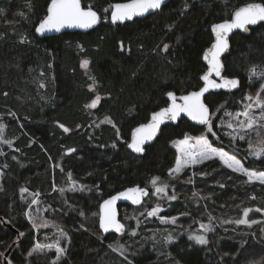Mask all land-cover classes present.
<instances>
[{"label": "trees", "instance_id": "trees-1", "mask_svg": "<svg viewBox=\"0 0 264 264\" xmlns=\"http://www.w3.org/2000/svg\"><path fill=\"white\" fill-rule=\"evenodd\" d=\"M50 1L0 0V122L6 123L11 142L0 151V264L14 242L8 264H264V221L238 230L231 221L245 208H264V184L247 182L216 158L187 167L170 182L178 201L156 216H144L151 223L140 224L134 234L123 211L143 217L157 206L151 194L140 206L121 207L123 236H103L98 225L104 198L129 186L148 187L154 177L171 181L178 158L174 142L186 136H206L247 167L264 170V156L249 149V143L264 140V127L257 129L259 135L238 127L234 136L223 123L229 114L242 112L246 98L264 85V23L231 39L225 75L238 77L241 84L235 92L206 96L211 132L208 125L195 126L183 117L164 126L144 154L128 148L132 130L168 105V92L181 95L203 86V53L213 42L212 25L229 19L242 4L264 0H171L154 14L118 25L109 21V10L127 0H82L99 12L97 28L39 38L35 28ZM85 60L87 68L81 66ZM39 73L45 87L35 79ZM96 96L101 98L97 106L86 107ZM69 149L74 151L67 154ZM29 193L38 195L37 207L46 209L52 222L48 230L64 233V254L44 248L29 256L42 234L26 217ZM157 216L176 217L173 227L195 226L211 217L215 231L206 245L181 236L161 246L156 237L166 230ZM8 223L24 235L19 237Z\"/></svg>", "mask_w": 264, "mask_h": 264}, {"label": "snow or ice", "instance_id": "snow-or-ice-1", "mask_svg": "<svg viewBox=\"0 0 264 264\" xmlns=\"http://www.w3.org/2000/svg\"><path fill=\"white\" fill-rule=\"evenodd\" d=\"M163 2L164 0H129L128 3H117L111 6L113 8V11L111 12V20L116 22L132 19L134 16L147 13L149 10L160 8ZM233 15L234 18L231 21H225L223 23L213 25L216 41L212 47L207 50L205 55V59L209 62V71L202 77L205 81V86L198 92H192L188 95L180 97L179 99L183 101V103L180 104L176 103L177 98L174 93H167V95L172 99L171 105L153 113L149 124L141 125L135 129L132 136V142L128 145L135 152L142 153L144 151V143L153 139L159 130L160 125L164 123L165 120H176L181 113H186L193 120L199 121L201 124L208 125V131L211 132L209 109L207 105L202 102L201 97H203V95L208 92L210 88H236L239 85L238 79H226L221 76L222 64L220 63L219 56L224 49L228 47L225 37L227 33L231 32L233 29L247 30L248 25H255L258 22H264V4H246L237 9ZM100 19L101 18L98 13L95 12L91 6L82 7L81 0H51L48 7V14L42 21H40L36 31L38 33H44L45 31L53 29L59 31L65 26L91 28L93 25L99 23ZM121 47H123V44H121ZM167 48L168 45H164V51H167ZM88 64L89 61L85 60L81 66L87 68ZM213 73L217 77H220L223 82L216 83L215 80H212L210 77ZM252 75H256L255 69L252 70ZM261 92H264V85L261 86L260 91L256 93L255 97H247L246 99L248 100V103L244 105V110L235 114L234 118L239 121V129L244 130L246 133L256 132L257 135H259L257 129L264 127V100L261 99ZM100 99L101 98L99 96H96V98L86 107L95 108ZM254 109L260 110L259 116L252 115V111ZM241 116L245 118L243 121H240L239 119ZM106 121L111 123L108 118H106ZM60 127L64 128V131L66 132L69 131V129L65 128L64 125H60ZM229 127H232V125L229 124ZM4 129L5 126L0 125V143L10 145V141L3 139ZM239 139L243 140L245 139V136L240 135ZM189 140L190 138L186 136L185 139L179 142H174L178 144L183 159L178 158L175 168L171 169L170 172L179 173L183 167L189 164L194 165L201 163L204 160L218 157L229 169L234 172L244 174L247 177L248 182L258 181L261 184H264V171L257 172L255 170L245 168L244 164L241 160L237 159L236 156L230 155L223 149L213 147L206 136L195 138L192 143H189ZM249 149L253 150L252 155L256 157L264 155V140L260 141L259 145L255 148H253V145L249 143ZM69 151L74 150L69 149ZM159 180V177H154L151 180L155 189V194H163L167 196V185L158 186ZM21 191L24 192L27 191V189H22ZM128 193H138V195H134L132 197L134 203L137 204L141 202L142 196H146L148 194L146 189H141L137 186L136 188L128 189L127 192L119 193L117 196H113L109 200H105L102 206L103 213L100 218V227L104 230V232H108L110 228L114 229L116 232L123 231L124 225L117 221L112 205L117 199L127 196ZM167 198L175 199V196L173 195ZM32 203L36 204L37 200L33 199ZM161 210L162 209L159 205H157L148 212V215L156 216ZM251 211L252 209H244L242 218L235 222L238 224L257 223V221H249L247 219L248 214ZM257 211H259V209H257ZM81 215H83V213H81ZM29 218L32 219L31 216ZM161 219L165 222L171 220L172 223H175L176 221V217H161ZM209 219L211 220L212 218L210 217ZM200 227L205 231L208 229V225L201 224ZM19 235L23 236L24 234L20 233ZM189 238L198 244L207 243V240L203 235H192ZM44 247L51 248L53 245L37 244L30 250L29 256L33 253L39 252ZM55 247L59 253H63L65 251V249L60 246L59 240L56 242ZM121 255H123L122 251ZM58 259L59 255L57 256V260Z\"/></svg>", "mask_w": 264, "mask_h": 264}, {"label": "rangeland", "instance_id": "rangeland-1", "mask_svg": "<svg viewBox=\"0 0 264 264\" xmlns=\"http://www.w3.org/2000/svg\"><path fill=\"white\" fill-rule=\"evenodd\" d=\"M107 19L108 18H106L105 20H107ZM23 38L24 37H22V39ZM87 73L89 74L88 78H90L91 81L93 80V82H95V80L93 79L94 77L89 72H87ZM35 76H36L35 79L37 80L38 85L42 86V87H45V80L43 79L42 73H39L38 75H35ZM11 113L14 114L13 116L15 117V119H18L17 115L15 114V112L13 110H11ZM235 114L236 113L229 114L228 118L224 119V121H223L224 125L228 126V128H229L228 133L231 134V135H234V136L237 135V131L238 130H236V129L238 128V124H239V121H237L234 118ZM252 115L259 116L260 115L259 110L258 109H254L252 111ZM239 119H240V121H243L245 118L243 116H241ZM18 124L22 125V122L19 121ZM229 124H231L232 127H229ZM0 125H4L5 126V129H4V132H3V139L7 140V138H6V136H7V125H6L5 122H0ZM187 137L190 138L189 143H192L195 138H198V137H201V136H187ZM183 139H185V138H183ZM183 139H181V140H183ZM207 139L209 140L208 137H207ZM181 140H177L176 142H179ZM8 145L9 144L0 143V151H2L4 149V147L8 146ZM175 146L178 149V158L183 159V156H182V153L180 152V148H179L178 144L175 143ZM257 146L258 145L253 146V148H255ZM224 151L229 153L230 155L236 156L237 159L241 160V162L244 164L245 168H249V167H247L245 165L243 160L240 157L237 156V154H235L232 151H227V150H224ZM262 156H264V155H262ZM262 156H260V157H262ZM215 158L218 159V161L220 162L221 167H224V168H226L228 170H231L218 157H213L211 159L204 160L201 163H197V164H194V165L189 164V165L183 167L182 170L179 173L170 172L171 181L162 180V179H160L158 181V186L167 185V196H165L163 194H160V195L155 194V189H154V186L152 185V183H150V185L148 186V187L151 188L150 189L151 190V198L155 200V204L159 205V207L161 209H166V208H169L172 205H174L175 202L178 201V193L176 192L175 188L173 187V185H171L170 182L178 180L179 177L182 176V174L184 173V171L186 170L187 167H191L192 169H194L195 167L201 166L202 164H204V163H206V162H208V161H210L212 159H215ZM175 166H176V164H175ZM175 166H174V168H175ZM249 169L255 170L253 168H249ZM231 171H233V170H231ZM255 171L259 172V171H264V170H255ZM235 173H237V172H235ZM1 174H2V170L0 169V176H1ZM238 174L244 176L246 178V180H247V177L244 174H242V173H238ZM247 182H248V180H247ZM190 183H193V180H191ZM249 183H251V182H249ZM22 193H27V192L24 191ZM173 195L175 196V199H168L167 198V197L173 196ZM28 197L31 198V200L36 199L37 203L33 204L32 201H31L29 207L26 210L27 220L35 227L36 230L42 232L41 238L37 237L35 246L37 244H39V245H53V247H51L49 249L56 250L57 254H59V255L60 254H64V252L63 253H59L57 251V248L55 247L56 242L58 240H59V243H60V246H61V240H62L61 238L64 236V233L62 231H60V230H57V229L48 230L49 227L52 228V222H51V220L49 218H46V216L44 214L46 209L44 208V206L37 207V205L39 204L38 195H34V194H30L29 193ZM35 206H36V208L33 209ZM245 209H250V208H245ZM257 209H259V211H257ZM257 209H252V211L249 212L248 217H247V219L249 221H257V223H249V224H238V223H236L235 221H237V220L242 218V216H243V212H242V215L240 217L231 220V221L234 222L233 227L236 230H238V227L240 225H246L245 226L246 228L251 229V228H253L254 225L263 223V221H264V208L257 207ZM255 211H257V212H255ZM144 214L143 215L140 214L143 217L138 218L137 216L135 217L130 211H127V210L123 211V215L125 217L123 219L125 221L127 220V222H128L127 227L133 226V228L130 227L131 228L130 229V233L131 234H134L137 231V228H138V226H140V224L148 226V224L151 223L148 219H146V217H144V216H148L149 217L148 212H145ZM158 214H160V212ZM30 216L32 217V219L29 218ZM161 216H162V214H161ZM157 219L161 220V222H162L161 225L163 224V227L166 230V233H162V234L159 235V237H156L157 244L161 245V246H167L172 241H175L178 237L186 236L187 238H189L192 235H203V236H205V238L207 240V243H208V235L215 231V223L213 221H210V219L208 221H202V220L199 219V220L196 221V225L195 226H192L190 224L185 226V225H182L181 223H177L178 224L177 227H173L176 224L172 223L171 220L165 222V221H163L161 219L160 216H157ZM128 220H131V221H128ZM211 220H213V219H211ZM226 222H229V221H226ZM201 224L208 225V229L206 231L201 229V227H200ZM145 229L148 230V228H145ZM176 232H177V235H178L177 237H175L176 236V234H175ZM191 241L194 244H196V245H206L207 244V243L206 244H198L194 240H191ZM44 248H48V247H44Z\"/></svg>", "mask_w": 264, "mask_h": 264}, {"label": "water", "instance_id": "water-1", "mask_svg": "<svg viewBox=\"0 0 264 264\" xmlns=\"http://www.w3.org/2000/svg\"><path fill=\"white\" fill-rule=\"evenodd\" d=\"M170 1H171V0H164V2L161 4L160 8H158V9H154V10H149L147 13H144L143 15L134 16L132 19H126V20H124V21H116V22H113V21L111 20V12L113 11V8H112V9H111V12H110V15H109V21H110L112 24H114V25H118V24H124V23H126V22H131V21H133V20H135V19L144 18V17H146V16H148V15H150V14H154V13L160 11V10H161L165 5H167ZM50 2H51V1H50ZM50 2H49V4H48V7H49V5H50ZM128 2H129V0H127V1H121V2H115V3H113V5H115V4H117V3H128ZM249 3L264 4V3H262V2H248V3L242 4V5H240L239 7H237V8L233 11V13H232V15H231V17H230L229 19H226V20H223V21H220V22L214 23L213 25L220 24V23H223V22H225V21H231V20L234 18V15H233L234 12H235L237 9H239L240 7H242V6L246 5V4H249ZM81 5H82V7H85L84 4H83V1H82V0H81ZM48 7H47V10H46V16H47V14H48ZM92 9H93V8H92ZM93 10H94L95 12H97L98 15L100 16V14H99L98 11H96L95 9H93ZM46 16H45V17H46ZM45 17H44V18H45ZM44 18H43V19H44ZM43 19H42V20H43ZM42 20H41V21H42ZM100 21H101V19H100ZM39 23H40V22H39ZM39 23L37 24L36 28L39 26ZM262 23H264V22H258V23L255 24V25H248V26H247V30H243V29H233L231 32L227 33L225 39H226V41H227L228 47L225 48L224 51H223V52L220 54V56H219L220 63L222 64V68H221V76H223V77L226 78V79H238V80H239V85H238V87H236V88H210L209 91L206 92V93L203 95V97H201L202 102H203L205 105H207V107H208V109H209L210 118H211V113H212V111H211L210 106H209V105L206 103V101H205L206 96H207L209 93H211V92H221V91H223V92H235V91H237V90L239 89L240 84H241V80H240L238 77H229V76L225 75V64H224V58L230 53V50H231V39H232V37H233L235 34H238V33L249 34L250 31H251V28H255V27L261 25ZM99 24H100V22L97 23V24H95V25H93L91 28H81V27H68V26H65V27L61 28L59 31H56L55 29H53V30L45 31L44 33H38V32L36 31V28H35V33H36V35H37L39 38H45V37H50V36H56V35H60V34L65 33V32H70V33H76V32L88 33V32H90L91 30L97 28V27L99 26ZM213 25H212V27H211L212 34H213V42L210 44V46H209L208 48H206V50H205L204 53H203V62L205 63L207 69H206L205 73L202 75V77H203V76L209 71V62H208V60L205 59V55H206V53H207V50L210 49V48L212 47V45L215 43V41H216V36H215L214 31H213ZM210 78H211L212 80H215L216 83H222V82H223V81L221 80V78H220V77H217L214 73L212 74V76H211ZM202 82H203V86H202V87H204V86H205V81H204L203 79H202ZM202 87H201V88H202ZM201 88H200V89H201ZM200 89L192 90V91H190V92H188V93L181 94V95H177V94H175L174 92H172V93H174L175 96H176V98H177V99H176V103L180 104V103H183V101H182L181 99H179L180 97L185 96V95H188V94H190V93H192V92H198ZM168 93H169V92H168ZM166 99L169 101L168 105H166V106H164V107H161V108L155 110L154 112H152V113L150 114V117H149V119H148L147 122L137 125V126L132 130V132H131V136H130V142H129V144H131V142H132V136H133V133H134V131H135L136 128L140 127L141 125L149 124V123L151 122V118H152V114H153V113L158 112V111H160V109H162V108H166V107H169V106L171 105V103H172V99H171L167 94H166ZM183 117L187 118V119H188L192 124H194L195 126H205V125H206V124H201L199 121L193 120V119H192L190 116H188L186 113H181V114L179 115V117H178L176 120H165L164 123H162V124L160 125V128H159V130L157 131L156 135L153 137V139L150 140V141H146V142L144 143V145H143V147H144V151H143L142 153H137V152H135L133 149H131V148L128 146L129 150H130L132 153H134L135 155H142V154H144V153H145V149H146V147L152 145V144L157 140V138H158V136L160 135V133H161V131H162V129H163L164 126L169 125V124H177V123L180 121V119H182ZM129 144H128V145H129ZM71 152H72V151L67 150V154H70ZM137 186H138L139 188H141V189H146V190H147V193H148L146 196H142V198H141V202H140L139 204L134 203L133 198H132L134 195H138V193H137V194L128 193L127 196L120 197V198L117 199V200L114 202V204L112 205V209H114V211H115L117 221H119V223H121V224L124 225V229H123V231H122V232H116L114 229H111V228H110L108 232H104V230L100 227V218H101V215H102V213H103V208H102V206H103V204H104V201H105V200H109V199H111V197H113V196H117L119 193L127 192L128 189L136 188ZM150 194H151V190H150L149 187H147V186H142V185H134V186H129V187L123 189V190H120V191H118V192H116V193H113V194L109 195L108 197L104 198V199L100 202V205H99V219H98L99 229H100V231L102 232L103 236H107L108 234H116V235H118V236H123V235L126 233V226H125L123 220L121 219V207H123V206H133V207H135V206H140V205H142V203H143L145 200L148 199V197L150 196ZM1 220H2V219H1ZM3 222H4V221H3ZM7 225H8L10 228H12L13 230H15V231L17 232L18 236L20 237V235H19L20 232H19L18 229H14L13 226H12V224H9V223H8ZM14 245H15V242L11 245V247H10V248L8 249V251L5 253V255H4V264H8L7 257H8V255H9V253H10V251L12 250V247H13Z\"/></svg>", "mask_w": 264, "mask_h": 264}, {"label": "flooded vegetation", "instance_id": "flooded-vegetation-1", "mask_svg": "<svg viewBox=\"0 0 264 264\" xmlns=\"http://www.w3.org/2000/svg\"><path fill=\"white\" fill-rule=\"evenodd\" d=\"M111 9H112V7H111L110 10H109L110 12H111ZM110 12H109V15H110ZM101 20H102V19H101Z\"/></svg>", "mask_w": 264, "mask_h": 264}]
</instances>
